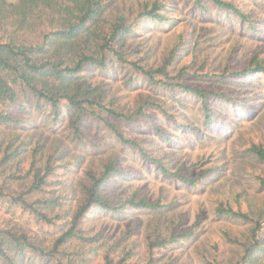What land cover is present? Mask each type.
Listing matches in <instances>:
<instances>
[{"label": "rangeland", "instance_id": "374dc122", "mask_svg": "<svg viewBox=\"0 0 264 264\" xmlns=\"http://www.w3.org/2000/svg\"><path fill=\"white\" fill-rule=\"evenodd\" d=\"M140 1L153 0H112L106 17L129 11L135 15ZM158 1L159 12L170 22L141 17L126 51L130 59L147 67L160 65L172 53L166 77L152 84L130 73V66L120 68L114 63L107 69L88 66L86 77L98 91L104 90L105 102L127 114L135 111L131 120L108 117L125 136L144 141L149 154L170 175L119 143L101 120L90 115L80 123L87 136L75 141L63 128L51 129L32 106L27 105L26 112L12 106L11 114L23 119L17 130L63 141L74 169L67 172L73 171L72 176L80 175L91 160L116 156L119 190L137 191L161 205L157 211L134 210L124 216L91 212L82 228L83 235L92 238L65 243L63 258L97 264L111 250L114 256L128 253V261L142 264L148 255L147 239L164 238L165 245L154 248V264H211L215 258L217 264H264V160L250 150L254 145L264 147V77L256 72L241 75L254 55L264 59V0H224L249 14L251 23L260 25L258 31H252L235 11L209 0ZM180 84L206 94L211 122L204 120L202 99L181 90ZM18 103L26 105L21 98ZM140 105L142 110L136 112ZM27 119L34 120V127ZM155 128L164 131L166 138ZM0 131L6 142L10 130L0 124ZM25 183L12 180L8 189L17 192ZM218 203L243 210L252 220L218 214ZM9 217L44 245L59 234L64 222L60 218L45 223L18 209L6 212L0 205V220ZM256 220H263V226L254 237ZM224 231L242 244L226 241Z\"/></svg>", "mask_w": 264, "mask_h": 264}, {"label": "trees", "instance_id": "16d2710c", "mask_svg": "<svg viewBox=\"0 0 264 264\" xmlns=\"http://www.w3.org/2000/svg\"><path fill=\"white\" fill-rule=\"evenodd\" d=\"M209 1L216 7L235 11L252 31L259 30L260 25L251 23L249 14L241 12L234 4L224 0ZM110 3L112 0H0V124L10 130L6 142L0 138V205L6 212L18 209L45 223L54 224L64 218L59 234L46 245L35 241V236L18 227L13 218L0 220V264L40 261L85 264L65 260L63 257L67 252L61 248L71 239L89 241L92 238L90 234V237L84 236L82 228L91 212L124 216L134 210L157 211L161 208L159 201L138 195L137 191L130 194L123 187L119 190L120 167L116 156L100 158L97 162L91 160L80 175L72 176L73 171L67 172L74 169L66 158L67 148L63 141L42 139L17 130L23 119L11 114L12 106H19L22 112L27 111V105L32 106V111L36 109L51 129L63 128L75 141H82L87 136L80 123L82 118L90 115L101 120L119 143L137 151L142 160L153 162L164 174H171L159 159L149 154L144 141L125 136L109 118L131 120L135 111L127 114L111 101L105 102L104 90L98 91L99 87L88 82L86 77L88 66L107 69L108 64L114 63L120 68L130 66V73H138L152 84L165 78L172 53L160 65L147 67L138 59H130L126 48L128 40L138 33L141 17L150 15L163 24L169 23L171 18L163 16L159 12V1L153 0L150 4L140 1L135 15L129 11L108 19L106 12ZM250 72L264 77V59L254 55L249 68L241 73L242 78ZM178 86L202 99L204 120L211 122L206 94L187 85ZM20 98L26 105L18 103ZM141 108L140 105L136 112ZM26 123H32L34 127V120ZM155 130L161 137L166 136L164 131ZM250 150L264 160L262 145H254ZM12 180L26 183L14 192L8 189ZM215 211L244 221L252 220L247 212L223 203H218ZM262 226L263 220L254 221V237ZM223 237L233 244H242L229 232L224 231ZM165 243L164 238H148V255L142 264H154V248ZM214 246L217 250V245ZM127 254L114 256L107 250L97 264H136L128 261ZM217 260L215 258L211 264H217Z\"/></svg>", "mask_w": 264, "mask_h": 264}]
</instances>
